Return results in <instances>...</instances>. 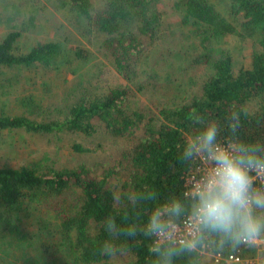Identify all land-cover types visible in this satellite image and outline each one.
Listing matches in <instances>:
<instances>
[{
    "label": "trees",
    "instance_id": "1",
    "mask_svg": "<svg viewBox=\"0 0 264 264\" xmlns=\"http://www.w3.org/2000/svg\"><path fill=\"white\" fill-rule=\"evenodd\" d=\"M62 1L78 20L85 21L92 38L102 42L106 68L126 82L137 77L140 83L134 91L120 81L115 87L90 92L77 84L72 102L60 98L59 110L63 103L65 115L59 119L48 117L33 98L20 97L17 103L25 112L0 109V132L37 136L59 150L62 135L89 138L100 130L128 146L108 163L56 167L43 154L39 161L19 168L0 166V230L3 227L13 235L17 245L33 242L26 264H112L114 260L151 264L149 241L143 237H119L115 242L125 249L123 255H100L102 243L112 239L102 222L114 216L118 223L142 224L147 205L133 208L127 201L144 186L161 197L182 191L185 177L198 164L188 168L178 161L196 115L223 127L227 111L240 110V135L264 140V0ZM35 13L29 19L33 31L39 9ZM21 33L9 30L0 37V76L31 69L46 73L61 65L74 74L91 59V51L77 46L74 61L57 60L65 50L61 41L37 40L21 52ZM232 36L249 38L260 46L251 52L248 68L235 69L222 47L224 39ZM200 66L205 71L202 79L189 75ZM135 91L147 94L148 100L151 94L165 98L161 104L149 100L156 113L136 111L131 105ZM186 93L189 98L183 97ZM70 148L82 155L90 151L77 143ZM254 251L242 248L215 255ZM213 256H201L197 264H212ZM178 264H188V257Z\"/></svg>",
    "mask_w": 264,
    "mask_h": 264
},
{
    "label": "clouds",
    "instance_id": "2",
    "mask_svg": "<svg viewBox=\"0 0 264 264\" xmlns=\"http://www.w3.org/2000/svg\"><path fill=\"white\" fill-rule=\"evenodd\" d=\"M193 124L178 161L188 168L199 163L200 169L187 174L180 192L161 197L144 186L129 195L131 207L147 205L143 223L106 217L102 224L112 239L102 243L100 255H123L125 249L115 242L119 237H143L151 264H178L182 257L197 264L206 254L242 248L260 250L259 264H264V140L240 135V110L230 108L223 127L199 114Z\"/></svg>",
    "mask_w": 264,
    "mask_h": 264
},
{
    "label": "rangeland",
    "instance_id": "3",
    "mask_svg": "<svg viewBox=\"0 0 264 264\" xmlns=\"http://www.w3.org/2000/svg\"><path fill=\"white\" fill-rule=\"evenodd\" d=\"M37 9H39V22L34 26L35 31H33L29 29V19L30 15L36 17ZM9 30L22 32L19 40L21 52L28 50L37 40L61 41L65 50L62 54L57 55L56 58L59 61H74L73 54L77 46L88 49L92 56L86 65L74 74L64 65L46 73H43L42 69L3 72L4 74L0 76V109H4L6 112L23 114L25 109L17 103V99L31 97L35 104L45 110L48 117L59 119L65 115L63 103V111L59 110L60 98L68 99L66 104L72 102L70 100L73 96L72 91L77 87V84L78 87L82 86L86 88L87 92H90L93 88H97L99 91L115 87L120 81L125 82L131 89L140 83L137 77H133L132 81L127 79L128 82H126L110 68H106L108 63L100 54L102 42H96L92 38L85 21L78 20L69 11L67 3L62 0H0V37ZM171 43L173 40L170 41V45H167L169 48ZM222 47L229 52L235 69H238L240 66L249 67L251 52L260 46L254 45L249 38L241 40L239 37L232 36L224 39ZM148 61L149 63L154 62L152 59ZM189 75L196 79H202L205 76L204 68L200 66L190 70ZM140 76L142 77V75ZM141 80L144 81V79ZM188 96L186 93L183 97L189 98ZM164 98L165 96L162 95L151 94L149 100L161 104L160 102ZM149 100L147 94L136 92V98L131 100L133 110L156 113ZM166 103L168 101L162 102V104ZM250 109L252 108L250 107ZM60 142V149L56 150L53 143L47 144L45 139L37 136L23 134L19 131L0 132V166L19 168L27 163L39 161L43 154L51 157L56 167H72L81 162L90 163L93 161L108 163L116 157L119 151L128 146V142L111 138L100 130L89 138L79 135H62ZM76 143L88 148L89 153L82 155L71 151L70 146ZM1 229L0 264H26L24 260H28L33 254V242L29 245H17L15 237L7 233L3 227ZM260 255L261 253L259 251L257 253V250L248 254L251 258H255V264H259ZM126 262V260H114L111 263L125 264ZM212 264H214L213 261Z\"/></svg>",
    "mask_w": 264,
    "mask_h": 264
},
{
    "label": "built area",
    "instance_id": "4",
    "mask_svg": "<svg viewBox=\"0 0 264 264\" xmlns=\"http://www.w3.org/2000/svg\"><path fill=\"white\" fill-rule=\"evenodd\" d=\"M200 167L201 165L198 163L190 174H194ZM258 251L260 252V250H257V253ZM213 257L214 264H255V258H251L248 255H240L239 253H232L226 257L220 255H214Z\"/></svg>",
    "mask_w": 264,
    "mask_h": 264
}]
</instances>
